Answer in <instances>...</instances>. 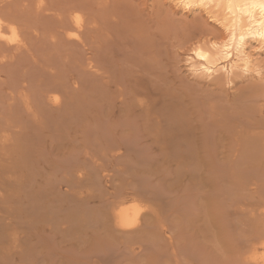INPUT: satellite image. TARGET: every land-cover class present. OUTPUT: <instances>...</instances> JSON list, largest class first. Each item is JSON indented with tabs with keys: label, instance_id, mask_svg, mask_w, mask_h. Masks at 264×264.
<instances>
[{
	"label": "bare ground",
	"instance_id": "1",
	"mask_svg": "<svg viewBox=\"0 0 264 264\" xmlns=\"http://www.w3.org/2000/svg\"><path fill=\"white\" fill-rule=\"evenodd\" d=\"M170 1L0 6V264H264V0Z\"/></svg>",
	"mask_w": 264,
	"mask_h": 264
},
{
	"label": "rangeland",
	"instance_id": "2",
	"mask_svg": "<svg viewBox=\"0 0 264 264\" xmlns=\"http://www.w3.org/2000/svg\"><path fill=\"white\" fill-rule=\"evenodd\" d=\"M98 1H100V0H43V3H44L43 7H47V11L46 10L44 11L42 9H40L42 11H38L39 9L38 10L36 9L37 8V3H38L37 0H30V1L29 0H0V4H1L0 6H1V8H2L3 11H7L10 14H12L13 17H14V15L17 17L16 22L14 21V25H16L15 27H17L16 42H18V40L20 41V38L23 39L24 41L26 40L25 41L27 43V46L26 47L31 50L30 54H32L31 56L33 57L34 60H36L35 62H37V60H42L41 58H44L45 59V58H47V55H49L48 58H51L52 59L53 56H54V58H56V59H58L60 61L63 60V59H65V58L67 60V59H69V57H72L73 56L74 60H73V58L72 59L70 58L69 60H67V62L70 61L71 63H74V62H76L75 61V58H78V57L79 58H82L83 52L82 51H79L81 49L79 47H78L79 48L78 49L77 46H75V45L73 46L72 43H71L72 45L69 44V46H70L69 47V50H70L69 53L70 54L71 53H75V54H71L72 55L71 56V55H68L69 54L68 53V49H67L68 48V44H65V43L60 44L59 41H57L58 43H56V46H54L55 43H52V42H54V39H52L49 36V33H47L44 30V25L43 24H46L47 21H48V23H56V22H58L56 20L57 18H55L58 15V13H60V12L62 13L63 12V9L65 8V6L67 8V6L69 4H71V6H72V4H76V9L75 10L72 9L71 12L73 13V15L74 14H78V15H80V16H82L84 18L83 20H85V21L83 22V25L85 27L86 22H87V19H88V16H87V6L92 4V7H97V5H95V4L96 3L98 4ZM132 1H134L136 3H140V2H143L144 0H132ZM83 2H84V8H83ZM81 3H82V6H81ZM151 3H153L156 6V8L157 7L158 8L160 7L161 8V9L159 8V11L161 10L160 12H163L162 10H164V12H163L164 15L166 14L168 16H171L173 18V19H171V21L173 20V22H174V20H177L178 23L179 22H182V21H186V19H185L186 18L185 17L186 15H184V13L187 14V15L190 14V16H191V12L190 11L185 10V9L181 10L180 8L175 7L174 3L171 2L170 0H151ZM85 4L87 5L86 7H85ZM93 4H94V6H93ZM78 5H79V7H78ZM48 8L50 9V11L48 10ZM66 8H65V10H66ZM74 8H75V6H74ZM175 9H176V11H175ZM172 11H174V14H173ZM180 14H181V18L182 19L180 18ZM22 15H24V17L26 16V18L28 19L27 20V23L28 24H31V27L34 29V31H33V29L31 30V35L32 36H30V34L28 35V34L24 33V31L22 32V30H24V29H21L22 28L21 26H23L22 24L24 22L22 21V24H21L20 18L21 19H26V18H23ZM175 15H176V17H177V15H179V17H177L178 19L175 18ZM182 15L185 18H183ZM18 19H19L20 22H18ZM42 21H44V23L42 25L39 24V23H42ZM215 24L218 27H221L219 24H217V23H215ZM85 29H86V27H85ZM85 29L83 31L81 30V35H82V32L84 34V31H86ZM10 33H11V31L10 30H7V34L11 35L12 33L11 34ZM17 34H19V35H17ZM85 34H86V32H85ZM24 36L26 37V39L23 38ZM63 44L66 47L65 46H62ZM57 45H58V47H61V46L62 47L61 48H58ZM27 48H25V49L27 50ZM56 49H58L59 52L62 50L59 53V55H58V52H57ZM66 49H67V52H66ZM75 49L77 50V52H79L78 55L76 54L77 52H75ZM63 50L65 51V53H63V55L64 56L67 55L69 57H63V55H62ZM50 53H51V55H50ZM19 54L20 53H18V55ZM53 54H55V55H53ZM44 55H45V57H44ZM28 56L29 57H27V56L24 57L23 54L21 55V59L23 57V59H22L23 64H21V65L22 66L25 65V67L28 66V68L23 67L25 70L28 69L29 70V71L27 70L28 72H35V70L37 69V67H34L35 64H34V66L32 65L35 62H34L33 59H31L32 57L30 55H28ZM39 56H41V57H39ZM179 58L182 59L183 57L181 56ZM66 60H64V61H66ZM72 60H73V62H72ZM29 61H31V62H29ZM24 62L25 63L28 62L27 63L28 65H26ZM29 63H30V65H29ZM69 63H68V67L71 66L70 65L71 63L70 64ZM181 63L183 64V62H181ZM21 65H20V68H21ZM29 67H30V69H29ZM20 68H18V72H20V70H23V68H21V69ZM25 70H24V73H25ZM20 73H22V71ZM55 93H57L56 95H58L60 97V99L63 98V95H62L61 92L58 93V91H57ZM8 133L10 135L9 136L8 143L9 144L10 143L12 144V147H11V149L9 151V154H10V156L12 158H14L15 160L18 161V154H19V151H20L19 148H18L19 147L18 146V141H19L18 133L17 134L16 133L14 134L11 131H8ZM13 149L14 150L16 149V150L14 151ZM13 201L14 202H12V203L14 204V206L18 208V205H17L18 204V202H17L18 201V194L16 196H14ZM5 207H6V203L0 202V210H3Z\"/></svg>",
	"mask_w": 264,
	"mask_h": 264
}]
</instances>
